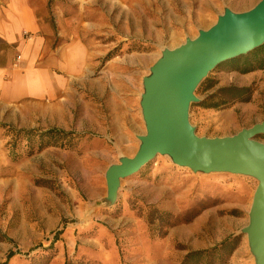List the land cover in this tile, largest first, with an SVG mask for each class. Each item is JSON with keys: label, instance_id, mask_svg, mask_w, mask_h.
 Here are the masks:
<instances>
[{"label": "rangeland", "instance_id": "374dc122", "mask_svg": "<svg viewBox=\"0 0 264 264\" xmlns=\"http://www.w3.org/2000/svg\"><path fill=\"white\" fill-rule=\"evenodd\" d=\"M258 1L35 0L46 24L39 62L62 75L61 96L0 102V263L12 251L6 264H171L170 254L180 257L179 264L197 241L210 248L234 237L229 264H254L241 232L254 178L193 172L157 155L122 179L115 201L108 204L104 172L138 147L137 135L145 132L142 78L161 50L195 37L224 7L244 11ZM223 63L200 82L198 101L189 108L200 136L231 135L264 120V72L244 108L229 112L203 106L219 87L240 86L241 73ZM49 128L73 131L76 137L71 145L64 138L63 145L40 148L39 136L18 132ZM256 138L264 142V133ZM162 162L179 180L176 214L147 201L151 181L159 179L160 171L153 175L152 168ZM101 190L103 196L89 198ZM198 214L204 218L202 230L189 239L180 236ZM172 226L179 234L167 237ZM163 253L169 260L163 262Z\"/></svg>", "mask_w": 264, "mask_h": 264}, {"label": "water", "instance_id": "95a60500", "mask_svg": "<svg viewBox=\"0 0 264 264\" xmlns=\"http://www.w3.org/2000/svg\"><path fill=\"white\" fill-rule=\"evenodd\" d=\"M264 44V0L234 11L224 7L215 22L173 48H163L142 78L139 106L145 132L137 135L132 156H121L105 172L106 195L112 204L120 181L139 171L157 155L193 172H228L256 180L247 223L241 232L254 264H264V120L231 135L200 136L189 119L197 102L195 90L218 64Z\"/></svg>", "mask_w": 264, "mask_h": 264}, {"label": "crops", "instance_id": "0c3cea01", "mask_svg": "<svg viewBox=\"0 0 264 264\" xmlns=\"http://www.w3.org/2000/svg\"><path fill=\"white\" fill-rule=\"evenodd\" d=\"M41 14L42 11L38 9L35 0H0V102L11 103L25 98L50 99L61 96L62 75L54 72L50 66L39 62V57L44 50L43 33L46 27ZM60 63L62 64L61 61ZM262 74L261 70L241 74L238 84L240 86L257 85ZM256 91L255 87L252 97ZM248 104L250 102H237L228 111L233 112V107L240 108L241 105L244 108ZM163 163H158L159 167L152 168L153 175H157V171H160L159 179L156 182L151 181L153 189L147 201L160 210L176 214L180 209L179 180L169 174L173 170L172 166L168 162ZM103 195V190L96 191L89 198L96 200ZM203 222V215L198 214L193 222L185 224L187 233H180V236L189 239L194 233H199ZM179 231L176 226H172L169 228L167 237L177 236ZM158 239L164 240L161 237ZM209 245V243L197 241L189 251L206 249ZM187 252L188 250H185L184 253ZM159 255L163 262L169 260L168 253ZM170 256L174 257L169 260L171 264H178L180 257L171 254Z\"/></svg>", "mask_w": 264, "mask_h": 264}, {"label": "trees", "instance_id": "16d2710c", "mask_svg": "<svg viewBox=\"0 0 264 264\" xmlns=\"http://www.w3.org/2000/svg\"><path fill=\"white\" fill-rule=\"evenodd\" d=\"M228 66V70L236 71L244 74L251 71L261 70L264 72V44L248 52L247 54L241 55L237 58L231 59L223 63ZM204 82V81H203ZM216 81H211L203 87L205 90L209 87L214 86ZM254 92V85L236 86L228 85L219 87L215 93L210 94L209 97L202 101L204 107L213 108H231L237 102H250ZM19 133H28L37 135L40 137L39 146L45 148L47 146H54L56 144L63 145L62 139H66L65 143L71 145L73 137L76 134L73 131H66L61 128H49L43 132L18 131ZM78 136V134H77ZM46 137V142H41ZM157 211V210H156ZM163 213V212H161ZM236 239V237H235ZM234 237H226L219 243L207 249L191 250L188 251L182 258L179 264H229V258L231 257L234 250ZM14 255V252L9 251L5 261L0 264H6L8 259ZM226 257L223 259L222 256Z\"/></svg>", "mask_w": 264, "mask_h": 264}]
</instances>
